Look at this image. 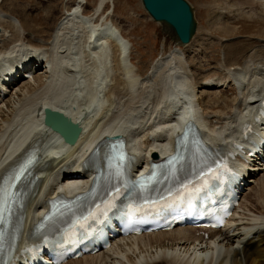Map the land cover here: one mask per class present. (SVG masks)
<instances>
[{"label": "bare ground", "instance_id": "6f19581e", "mask_svg": "<svg viewBox=\"0 0 264 264\" xmlns=\"http://www.w3.org/2000/svg\"><path fill=\"white\" fill-rule=\"evenodd\" d=\"M7 1L0 2V70L12 61L21 64L28 52L40 51L48 57L36 62L42 64V72L35 70L32 79H21L0 103V177L29 149L37 147L41 153L36 164L39 190L24 213L25 237L32 234L47 201L69 191L70 185L90 188L92 179L79 176V166L101 143L125 140L134 172L140 174L155 156L174 151L187 120L198 122L206 146L218 152L240 139V128L264 103V31L235 38L240 30L227 28L224 36L235 39L219 43L220 61L207 58L205 52L215 42L205 41L204 36L201 46L193 42L184 47L176 42L173 50L143 73L132 61V47L126 51L130 42L115 25L114 13L95 21L98 12L114 0H99L95 8L89 7L88 0H35L32 7ZM201 1L205 14L218 21L231 25L243 19L264 22V0ZM89 10L91 16L84 17ZM39 17L46 27L36 24ZM87 62L94 76L92 85L105 68L104 84L109 83L105 113L91 118H85L82 104H77L80 92L72 105L66 99L62 106L56 105L51 99L56 93L51 89L61 78L70 81L69 87L79 85ZM93 92L98 96L97 87ZM45 109L61 111L83 128L78 142L65 154L63 148L46 150L49 139L59 136L44 125ZM252 171L231 228L211 232L210 240L190 228H175L116 240L111 249L68 264H264V168Z\"/></svg>", "mask_w": 264, "mask_h": 264}, {"label": "snow or ice", "instance_id": "6c2138e0", "mask_svg": "<svg viewBox=\"0 0 264 264\" xmlns=\"http://www.w3.org/2000/svg\"><path fill=\"white\" fill-rule=\"evenodd\" d=\"M191 126L185 135L177 139V151L168 157L164 165L154 166L148 176L141 175L138 180L130 181L128 169L130 158L124 151L120 141L108 140L101 143L93 152V158L102 162L100 179L94 181L91 197L98 195L97 185L107 184L105 197L101 198L104 210L97 214L100 204L94 205L87 214H72L68 227L62 232L64 240H79L87 237L95 224H99L109 207L121 191L131 193L125 217L128 225L138 222L139 213L144 215L160 214L166 210L183 207L194 210L197 202L211 200L220 191L225 177L235 178V173L223 160L213 159L209 150L197 140L194 144L186 143ZM36 162V154L19 161L13 168L0 177V264H11L17 236L21 230L16 224L18 209L25 207L26 186L30 170ZM165 182L162 189L156 185ZM156 192V196H152ZM111 197V199H108ZM60 215L58 201H52L51 212L45 217L40 227L54 222Z\"/></svg>", "mask_w": 264, "mask_h": 264}, {"label": "rangeland", "instance_id": "374dc122", "mask_svg": "<svg viewBox=\"0 0 264 264\" xmlns=\"http://www.w3.org/2000/svg\"><path fill=\"white\" fill-rule=\"evenodd\" d=\"M10 1H19L20 3L24 4V6H30V7H32L33 4L37 2L35 0H10ZM98 1L99 0H88L89 7L90 8L97 7ZM187 1L190 2V4L192 5L194 9V13H195V18L198 23L197 33L195 37L193 38L192 43L196 42L195 45L201 46L202 45L201 39L203 36H204L203 38L206 39L205 41L215 42V46L212 49H208L205 52L206 54H208V57H207L208 59L211 58L213 60H219V61L223 59V52L221 50V45L219 44L220 42H223L226 39L233 41V39L237 37H246V36L252 35L251 33H254V32L258 33V32L264 31L263 21H258V20L250 21L247 19L245 20L243 19L239 21L238 23L231 25V23H228L225 20L218 21L216 20L215 17L210 18L209 15H206L205 11L202 9L201 0H187ZM0 2L2 3L3 0H1ZM9 2L7 1V3ZM6 7H11V6L6 5ZM90 10H89V14L91 15L92 12ZM105 12L114 13L113 16H114L115 25L118 28H120V30L122 31V34H124V37H126L131 43L132 61L135 65H137V67L140 68V70L143 73L148 72L150 68L156 63L157 59L160 58L161 55L169 53L171 50L174 49V47H176V38L167 29H164V27L161 24L155 23L151 19V17L144 10L141 0H114L113 5H107ZM36 21H37L36 24L38 26L46 27V25H43L42 22L40 21V17L36 18ZM108 22L109 23L112 22L111 19L110 20L108 19ZM213 25L215 28L216 27L219 28L221 32L220 33L214 32ZM231 27H234V29L240 30L241 32L237 36H234L235 38L234 37L228 38V37H225L223 34L227 28H231ZM207 33H210V36L206 37ZM195 49H199V48L196 47ZM191 56H193V52H191ZM89 63L90 62L85 63L86 65L84 64L86 67L84 66V72L83 74H80L81 75L80 77L83 76L81 78L82 84H83V80H86V86H88L89 88L91 85L90 94L92 95V102H90L89 104L82 102L81 96H78V101H77L78 105L82 104L83 109L88 108L87 112L85 113L86 114L85 118L86 117L91 118L99 114H104L106 111L105 109H107L106 106L109 105L108 94H107V89H108L107 83L108 82L106 83L105 86H101L100 91H99V97H98V100L96 101L97 95L95 97V94L93 92V89L95 87L93 88L92 81H91L94 76L91 75L92 71L91 69H89L90 67L87 66L89 65ZM194 63L195 62H193V64ZM87 67H89L88 68L89 70L87 69ZM204 70L206 72L211 71V69H209L208 67H204ZM106 71L107 70L104 69L102 73L103 83H104V75ZM100 83L101 82H99V84ZM75 85L76 84L74 83L70 87V89L72 88L76 89ZM61 88H63V84L59 82L58 85L57 83H55L51 90L55 93L56 92L55 90H61ZM78 92L79 91L75 93L78 95L79 94ZM67 96L68 97L66 101L69 103V105H72L71 103L76 102L77 99L72 98L73 96L72 94H69ZM92 103H94L93 105L98 104L97 107L95 108L90 107V106H93ZM218 109L220 108H214L215 111H217ZM52 141H55V140H52ZM48 148L51 150L56 149L57 143L56 144L48 143Z\"/></svg>", "mask_w": 264, "mask_h": 264}, {"label": "water", "instance_id": "95a60500", "mask_svg": "<svg viewBox=\"0 0 264 264\" xmlns=\"http://www.w3.org/2000/svg\"><path fill=\"white\" fill-rule=\"evenodd\" d=\"M144 9L157 23L163 25L179 41L181 45H188L198 27L192 5L187 0H141ZM49 116L46 124L66 136V131L71 132L69 143L75 144L81 135L82 128L79 124L62 113L46 110ZM54 117V118H53ZM61 125V126H58Z\"/></svg>", "mask_w": 264, "mask_h": 264}]
</instances>
